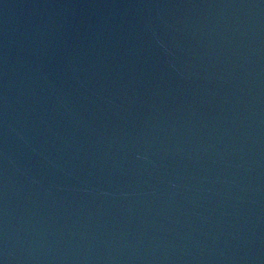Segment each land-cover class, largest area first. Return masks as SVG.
<instances>
[{
  "label": "water",
  "instance_id": "1",
  "mask_svg": "<svg viewBox=\"0 0 264 264\" xmlns=\"http://www.w3.org/2000/svg\"><path fill=\"white\" fill-rule=\"evenodd\" d=\"M0 264H264V0H0Z\"/></svg>",
  "mask_w": 264,
  "mask_h": 264
}]
</instances>
